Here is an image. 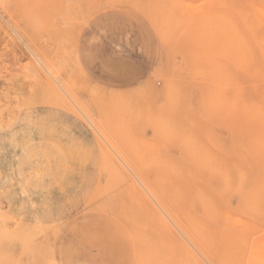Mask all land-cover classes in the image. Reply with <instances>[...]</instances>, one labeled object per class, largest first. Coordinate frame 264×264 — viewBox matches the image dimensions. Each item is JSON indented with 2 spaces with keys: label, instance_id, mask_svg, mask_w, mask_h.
<instances>
[{
  "label": "rangeland",
  "instance_id": "rangeland-1",
  "mask_svg": "<svg viewBox=\"0 0 264 264\" xmlns=\"http://www.w3.org/2000/svg\"><path fill=\"white\" fill-rule=\"evenodd\" d=\"M263 220L264 0H0V264H264Z\"/></svg>",
  "mask_w": 264,
  "mask_h": 264
},
{
  "label": "bare ground",
  "instance_id": "bare-ground-1",
  "mask_svg": "<svg viewBox=\"0 0 264 264\" xmlns=\"http://www.w3.org/2000/svg\"><path fill=\"white\" fill-rule=\"evenodd\" d=\"M119 1V0H118ZM68 2V1H67ZM66 2V3H67ZM142 2V1H141ZM146 2V1H145ZM79 4H80V2H79ZM132 4V3H131ZM209 4V3H208ZM43 5V4H42ZM76 5V4H75ZM139 5V4H138ZM165 5V4H164ZM80 7V6H79ZM86 7V6H85ZM249 9V8H248ZM244 11V10H243ZM247 11V10H246ZM260 11V10H259ZM84 12V11H83ZM248 12V11H247ZM247 12H245V13H247ZM244 13V14H245ZM63 14V13H62ZM248 14L249 13H247V16H248ZM255 14H257V13H255ZM242 16V15H241ZM244 16V15H243ZM246 16V17H247ZM162 17V16H161ZM222 19V18H221ZM149 20V19H148ZM37 21H38V19H37ZM74 21V20H73ZM162 21V20H161ZM211 21V20H210ZM65 22H67V21H65ZM230 24V23H229ZM64 26V25H63ZM66 26V25H65ZM223 29V28H222ZM215 30H216V28H215ZM39 31V30H38ZM212 32V31H211ZM39 33V32H38ZM209 45V44H208ZM220 48V47H219ZM28 49V48H27ZM213 49V48H212ZM221 49V48H220ZM30 50V49H29ZM217 51H218V49H217ZM35 55V54H34ZM215 55V54H214ZM220 55H222V54H219V55H216L217 57L218 56H220ZM222 56H224V54L222 55ZM225 57V56H224ZM224 57H222V58H224ZM219 58V57H218ZM214 59V58H213ZM212 59V60H213ZM208 65V64H207ZM42 66V65H41ZM43 67V66H42ZM210 68V67H209ZM208 68V69H209ZM210 70V69H209ZM50 71V70H49ZM206 71V70H205ZM83 72V71H82ZM208 72H210V71H208ZM206 73V72H205ZM209 74V73H208ZM207 79V78H206ZM211 82V81H210ZM107 88V87H106ZM257 88V87H256ZM255 88V89H256ZM112 90H114L113 88H112ZM254 92H255V95L254 96H251V97H249V98H251V99H253V100H251L252 102H255L254 103V105H253V110H254V112H255V114L254 115H258L259 116V106H258V104H259V102H257V101H259V90H254ZM254 94V93H253ZM102 97V96H101ZM117 97H118V95H117ZM121 99V98H120ZM119 99V100H120ZM246 99H248V98H246ZM255 100V101H254ZM248 113H249V111H248ZM249 116V115H248ZM253 116V115H252ZM250 117V116H249ZM251 118H253V117H251ZM250 118V119H251ZM255 119V118H254ZM258 124H259V122H258ZM252 150V149H251ZM208 165L212 168V174H213V176H216V170L219 168V166L221 165V163H208ZM255 171V170H254ZM246 172V171H245ZM243 173H244V171H243ZM247 173V172H246ZM219 175V174H218ZM240 175H241V173H240ZM247 175V174H246ZM243 176V175H242ZM256 175H254V177H255ZM258 179H259V177H258ZM246 180H247V178H246ZM248 181V180H247ZM255 181V180H254ZM254 181H252V182H254ZM68 183H70V182H68ZM251 183V182H250ZM252 185H253V183H252ZM254 186V185H253ZM254 187H256V186H254ZM239 192V191H238ZM221 193V192H220ZM223 194V193H222ZM224 194H230V193H228L227 192V190L226 191H224ZM240 198H243V197H241L240 196ZM244 200V199H243ZM242 201V200H241ZM252 207H253V210L250 212L249 210H251L252 209ZM262 209V208H261ZM107 211V210H106ZM248 211L250 212V213H252V215L254 214L253 212L254 211H258L259 212V197H258V199H257V202H256V204L254 205V206H250L249 207V209H248ZM120 217V216H119ZM255 217H256V215H255ZM121 219V218H120ZM238 223H240V225L242 226V225H245V226H247V225H249V223H252V222H249V223H247V222H245L244 220L242 221V220H240V219H237L236 220ZM264 221V220H263ZM256 223H257V219H256V221H255ZM259 221H258V225H255L254 227L256 228V229H259ZM253 225H254V223H253ZM57 229V228H56ZM264 235V234H263ZM53 237H55L54 235H53ZM56 239V238H55ZM264 239V238H263ZM52 242V241H51ZM255 242H257V239H255ZM261 242V241H260ZM264 242V241H263ZM53 244V243H52ZM49 249H50V254H51V256H52V259L53 258H55V255H54V249H53V247H52V245L51 244H49ZM262 250V249H261ZM263 251V250H262ZM261 252V251H260ZM263 254V253H262ZM260 255V254H259ZM54 260V259H53ZM52 262H55V261H52ZM136 264V263H135ZM140 264H143V262H141V260H140ZM148 264V263H147Z\"/></svg>",
  "mask_w": 264,
  "mask_h": 264
}]
</instances>
